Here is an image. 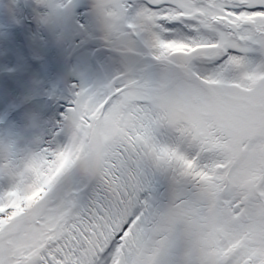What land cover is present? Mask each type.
<instances>
[{
    "label": "snow or ice",
    "instance_id": "6c2138e0",
    "mask_svg": "<svg viewBox=\"0 0 264 264\" xmlns=\"http://www.w3.org/2000/svg\"><path fill=\"white\" fill-rule=\"evenodd\" d=\"M0 264H264V0L0 7Z\"/></svg>",
    "mask_w": 264,
    "mask_h": 264
},
{
    "label": "rangeland",
    "instance_id": "374dc122",
    "mask_svg": "<svg viewBox=\"0 0 264 264\" xmlns=\"http://www.w3.org/2000/svg\"><path fill=\"white\" fill-rule=\"evenodd\" d=\"M8 0H0V7H2L4 4H6Z\"/></svg>",
    "mask_w": 264,
    "mask_h": 264
}]
</instances>
